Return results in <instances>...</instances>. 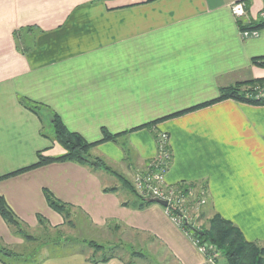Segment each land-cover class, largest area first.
Segmentation results:
<instances>
[{"label": "crops", "instance_id": "crops-1", "mask_svg": "<svg viewBox=\"0 0 264 264\" xmlns=\"http://www.w3.org/2000/svg\"><path fill=\"white\" fill-rule=\"evenodd\" d=\"M236 1L0 0V178L36 164L38 153L64 154L53 115L89 143L101 141L103 130L122 135L91 155L130 182L156 155L155 133L163 131L173 152L167 183L204 192L206 218L218 214L264 247V106L228 99L165 119L264 78L254 64L264 58V30L241 37ZM243 1V22L260 20L262 0ZM45 190L114 235L112 244L148 245L167 264L204 262L164 207L126 206L134 197L110 172L56 162L0 179V197L27 230L38 228L39 217L52 227L64 223ZM21 244L0 214V250ZM38 262L95 264L84 253ZM96 264L133 263L117 256Z\"/></svg>", "mask_w": 264, "mask_h": 264}, {"label": "trees", "instance_id": "trees-1", "mask_svg": "<svg viewBox=\"0 0 264 264\" xmlns=\"http://www.w3.org/2000/svg\"><path fill=\"white\" fill-rule=\"evenodd\" d=\"M239 26L241 31H263L264 20L260 19L258 21L251 22L248 25H245L242 21H240ZM21 31L23 30H20L15 33L17 40ZM254 64L264 67V58L254 59ZM258 90L264 91V78L240 82L236 83L233 86L223 88L220 91V96L217 99L206 104L193 107L192 109H189L187 111L177 113L165 119L179 116L181 114L194 111L199 108H203L211 104L228 99L252 106H264V93L263 96H261L262 94H260ZM21 102L25 107L29 108L34 113L40 114L39 110L41 109V107L39 105L35 103H30L28 100L25 99H21ZM165 119H161L160 121ZM158 122L159 121H156L146 126L151 129ZM52 128L54 134L53 139L64 150V154L55 157H46L43 156L41 153H38V161L36 164L32 165L31 167L22 169L18 172L9 174L3 178L17 175L19 173L26 172L56 162H74L82 166L91 168L93 170L101 169L110 172L111 174L117 177V179L121 182L122 186L126 190L132 192L133 194L135 193L134 187L129 180H127L124 176L113 171L101 159H93L91 155V150L97 145L105 142H117L118 138L122 135H111L106 130H103V138L101 141L97 143H89L78 133L70 131L57 115L52 116ZM189 186L185 183H180V187L187 188ZM112 190L114 189H109L108 191ZM45 198L51 209L60 214L63 218L69 217V210L72 209V206L58 200L51 192L47 190H45ZM136 198L137 199L134 203H126V206H131L135 209L143 210L147 206L153 204L150 202V200L145 201L139 197ZM0 214L6 220V222L15 230L17 235L22 236L26 241H32V237L26 234L25 230L23 229L22 223L15 216V214L12 212V210L9 208L6 201L2 197H0ZM205 217L206 215L202 211L200 213V219H203ZM208 219V227L203 231L196 232V235L199 236L202 240L209 241L210 243H212V245H214V247L220 252L221 258L224 260V264H264V247L259 246L255 242H248L244 238L241 231L232 222L225 220L220 215L215 214L214 216ZM89 245L94 247L96 253H100L106 250L105 246L99 245L94 242H90ZM115 247L118 248V246ZM132 255L135 256L138 255V253L133 252ZM117 256L118 255L115 254L114 251H112L109 255L104 256L100 260H94L90 258L89 260L95 264L106 263L111 259L117 258ZM0 259L4 261L5 264H21V260L23 259V257L19 256L13 251L8 252L6 251V248H2L0 251ZM25 263H27V261ZM32 264H39V262L37 261ZM219 264H221V260H219Z\"/></svg>", "mask_w": 264, "mask_h": 264}, {"label": "rangeland", "instance_id": "rangeland-1", "mask_svg": "<svg viewBox=\"0 0 264 264\" xmlns=\"http://www.w3.org/2000/svg\"><path fill=\"white\" fill-rule=\"evenodd\" d=\"M258 91L260 94H262L261 96H263L264 91ZM45 126V131L49 133L50 126L47 124V122ZM158 132L160 131H156V133ZM56 145L60 146L57 143ZM94 158L96 157H93V159ZM142 168L140 169L142 170ZM140 169H138L137 172ZM137 172H135V174ZM135 174L131 179V183H133ZM128 192L132 197H134L135 202L137 199L136 197H139L137 192L134 194L130 191ZM200 213L201 212H198V217L196 220V225L199 229L197 230L198 232L203 231L208 227L209 220L206 217L200 219ZM191 214L193 217H195L194 213ZM63 220L64 223L61 226L52 227L47 221H45V219L41 217L38 218L39 225L36 230H27L23 226L26 234L32 237V241H26L22 236L19 235V238L23 240V244L18 246L15 250L6 248V251H13L19 256H22L23 259L21 260V264H32L44 258L45 256H58L73 253H84L90 259L100 260L104 256L109 255L112 251H114L115 254L122 257L124 260L133 264H167L166 262H163L158 257L159 255L157 252L151 250L148 245L144 246L142 243L138 242L133 244L110 243L109 240H112L114 235H112L110 232H107L106 229H96L94 226L88 224V221L85 219V217H83L80 212H78V210L74 209L73 207L69 210V217L63 218ZM90 242L105 246L106 250L96 253L94 247L89 245ZM112 246H118V248H111ZM133 252H137L141 257L132 255ZM219 260H221V264H224V260L221 258V256ZM26 261L27 263H25Z\"/></svg>", "mask_w": 264, "mask_h": 264}, {"label": "built area", "instance_id": "built-area-1", "mask_svg": "<svg viewBox=\"0 0 264 264\" xmlns=\"http://www.w3.org/2000/svg\"><path fill=\"white\" fill-rule=\"evenodd\" d=\"M260 19L264 20V0H262ZM245 1H236L231 6L233 16L243 22L247 16ZM248 25L250 23H244ZM241 31V30H240ZM259 31H241V37L248 39L258 36ZM156 155L147 161L142 170L134 176L133 187L139 197L145 201L156 198L167 202L164 207L172 222L180 228L191 240L198 252L204 257L203 264H219L220 252L209 241L202 240L196 235L197 217L201 207L205 205V193L195 195L193 187H180V184L169 185L167 175L173 162L170 135L160 131L156 133ZM191 213H194L195 217Z\"/></svg>", "mask_w": 264, "mask_h": 264}, {"label": "water", "instance_id": "water-1", "mask_svg": "<svg viewBox=\"0 0 264 264\" xmlns=\"http://www.w3.org/2000/svg\"><path fill=\"white\" fill-rule=\"evenodd\" d=\"M150 202L153 203V204H159L162 207H166L168 205L166 201H162V200H159V199H156V198L150 199Z\"/></svg>", "mask_w": 264, "mask_h": 264}]
</instances>
